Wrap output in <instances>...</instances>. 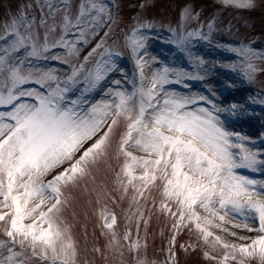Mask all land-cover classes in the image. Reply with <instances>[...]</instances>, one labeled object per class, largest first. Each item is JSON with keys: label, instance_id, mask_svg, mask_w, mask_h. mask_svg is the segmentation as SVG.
<instances>
[{"label": "snow or ice", "instance_id": "obj_1", "mask_svg": "<svg viewBox=\"0 0 264 264\" xmlns=\"http://www.w3.org/2000/svg\"><path fill=\"white\" fill-rule=\"evenodd\" d=\"M155 4L142 0L130 22L121 0H28L5 9L0 264H93L81 261V243L67 215L71 210L78 219V196L84 214L91 208L99 217L106 243L92 251L103 264H179L182 230L190 237L180 245L185 254L200 249L210 264H264V132L234 130L236 120L255 112L247 103L219 99L241 81L229 80L220 91L207 85V92L192 91L188 83L208 75L196 45L217 42L215 34L230 33L233 25H224L218 11L204 17L197 0H184L177 20L147 15ZM156 29L167 30L165 41L194 70L148 51L150 41L160 38ZM252 45L218 42L240 57L222 66L239 68L250 84L264 73L255 63L264 60V49ZM262 97L248 99L264 105ZM124 201L121 232L111 204ZM156 211L171 222L163 261L148 255Z\"/></svg>", "mask_w": 264, "mask_h": 264}, {"label": "rangeland", "instance_id": "obj_2", "mask_svg": "<svg viewBox=\"0 0 264 264\" xmlns=\"http://www.w3.org/2000/svg\"><path fill=\"white\" fill-rule=\"evenodd\" d=\"M53 2L58 3L59 0H53ZM74 2L78 4L79 0H74ZM107 2H110V0H107ZM121 2L125 20L130 22V17L135 12L140 11L138 5L142 0H121ZM183 2L184 0H156L155 6L150 7L146 14L149 16H162L165 20H177L179 18V6ZM25 3H28V0H0V23L3 22L6 8H9L10 6L11 9H15L17 6ZM130 4L137 5V7H129ZM198 4L204 6V17H209L212 13L218 11L223 24L226 25L228 22H231L233 27L230 33L227 31L217 32L215 34L217 42L208 44L207 42L201 41L196 45L195 53L197 55H202L207 61L205 68L208 69V75L204 81L189 80L188 83L192 85L191 90L207 92V85H212L216 91H220V86L225 85L229 80L233 83H236L238 80L241 81L239 87L223 93L219 99H222L226 103H231L233 101L237 103H247L254 110L255 114L247 115L236 120L233 125L234 130L243 131L245 135L248 136H259L261 132H264V126H262L264 125V116L261 115V112L264 111V105H260L258 102L253 103L248 97L264 93V73H259L256 82L250 84L243 80L239 68L231 69L223 67V64L236 62L240 57L235 53L218 47V42L223 41L225 44L239 45L241 42L247 43L253 41L252 46L254 48L264 49V0H254V4L250 8H243L235 5L225 6L224 4L217 2V0H200ZM137 8L138 10L135 11ZM29 11H31V9H29ZM38 11L37 8V12ZM123 26L124 25L122 24L121 27ZM155 31L160 33V38H153L150 41L148 51L151 54L158 55L160 59L165 62L174 60L175 63L172 64L174 67H184L190 71L194 70V66L187 61L186 56L183 53L177 52L173 45L165 41L163 37L168 35L167 30L164 29L161 31L156 29ZM214 61H219L220 63L213 64ZM255 63L259 67H264V60H256ZM158 64L159 62H157V65ZM126 66L129 69L132 68L131 60L127 61ZM177 87H180L184 91H188V89L183 88L182 85ZM83 199L82 196H78L75 205L78 219L73 218L70 215L71 210L67 213L70 222L74 224L73 230L76 237L81 243V261H92L93 264H103V258H101L98 253L93 252L92 248L94 245L103 247L106 243V238L101 233L99 227L100 221L96 212L90 208L85 215L82 211L81 202ZM111 207L115 208L120 217L118 229L122 232L126 223L122 209L128 207V202L124 201L122 205L111 204ZM118 210L121 212L119 213ZM149 210L152 211L151 209ZM85 224L87 225V236L84 235ZM170 224L171 222L168 219L167 214L161 216L158 211L153 213V219L149 226L150 235L148 237V255L150 258L154 257L161 261L165 259L167 255L168 239L172 235ZM226 227L231 228L232 226L229 224L226 225ZM161 229L164 230L163 235L160 234ZM233 230L240 232L241 235L246 234L244 230L241 229ZM216 231L228 239H235L220 230ZM93 232L95 234H93ZM141 236H143V230H141ZM189 239L190 237L187 230H182L181 235L178 237L177 244L179 264H210V262L203 259L202 251L200 249H197L196 252H193L190 255L185 254L180 245L184 244V242ZM191 239L195 240V237H191ZM202 243L203 242L201 241V244Z\"/></svg>", "mask_w": 264, "mask_h": 264}]
</instances>
